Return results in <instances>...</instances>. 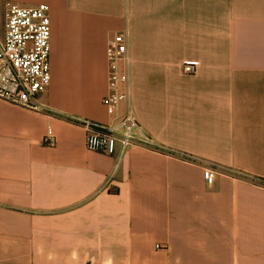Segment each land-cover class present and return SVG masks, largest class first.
<instances>
[{
  "label": "crops",
  "instance_id": "crops-1",
  "mask_svg": "<svg viewBox=\"0 0 264 264\" xmlns=\"http://www.w3.org/2000/svg\"><path fill=\"white\" fill-rule=\"evenodd\" d=\"M6 1L49 5L51 82L40 110L0 99V264H264V0ZM125 38L156 145L119 158L81 121L125 110L102 102Z\"/></svg>",
  "mask_w": 264,
  "mask_h": 264
},
{
  "label": "built area",
  "instance_id": "built-area-1",
  "mask_svg": "<svg viewBox=\"0 0 264 264\" xmlns=\"http://www.w3.org/2000/svg\"><path fill=\"white\" fill-rule=\"evenodd\" d=\"M3 29L0 34V99L25 108L40 110L39 100L51 82V18L46 3L24 6L12 1L3 4ZM109 92L102 102L110 112L117 111L122 102L125 110L111 123H98L82 119L86 131L88 150L119 158L136 143L156 145L130 109L129 63L127 38L109 43ZM183 71L197 72L193 63H185ZM43 143L48 147L57 144V138L48 127ZM215 171L204 170L209 184L215 180Z\"/></svg>",
  "mask_w": 264,
  "mask_h": 264
},
{
  "label": "rangeland",
  "instance_id": "rangeland-1",
  "mask_svg": "<svg viewBox=\"0 0 264 264\" xmlns=\"http://www.w3.org/2000/svg\"><path fill=\"white\" fill-rule=\"evenodd\" d=\"M6 0H0V34H2L3 29V23H4V17H3V3Z\"/></svg>",
  "mask_w": 264,
  "mask_h": 264
}]
</instances>
